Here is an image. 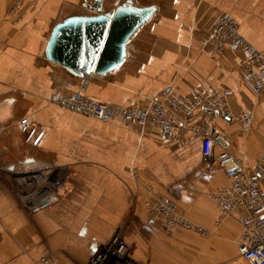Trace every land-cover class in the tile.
I'll return each instance as SVG.
<instances>
[{
    "label": "crops",
    "instance_id": "0c3cea01",
    "mask_svg": "<svg viewBox=\"0 0 264 264\" xmlns=\"http://www.w3.org/2000/svg\"><path fill=\"white\" fill-rule=\"evenodd\" d=\"M121 1L0 0V171L21 174L35 164L63 169L60 200L30 214L0 178V264H41L45 251L63 264H87L118 229L138 264H249L239 254L237 215L216 226L214 193L229 179L204 162L201 138L184 133L166 142L156 127L99 121L49 99L84 86L94 100L129 108L170 85L182 95L229 89L233 113L252 112V126L245 131L236 119H219L215 130L253 172L264 150V92L245 82L243 54L218 53L211 34L216 19L228 14L240 34L264 50V0H132L154 11L117 70L76 76L46 58L58 23L97 14L92 6L108 13ZM151 192L171 196L210 235L178 230L170 236L149 226L144 202Z\"/></svg>",
    "mask_w": 264,
    "mask_h": 264
},
{
    "label": "built area",
    "instance_id": "2783aa9c",
    "mask_svg": "<svg viewBox=\"0 0 264 264\" xmlns=\"http://www.w3.org/2000/svg\"><path fill=\"white\" fill-rule=\"evenodd\" d=\"M16 10V7L13 8ZM90 12L101 14V8L92 6ZM211 40L218 53L239 52L244 59L241 64L245 82L256 94L264 92V50L251 45L239 32L237 22L228 14L220 15L212 28ZM229 89L206 94L192 92L182 95L176 86L170 85L141 106L121 108L94 100L85 94V87L70 94L55 93L49 101L59 107L88 116L99 121H119L124 124L150 125L156 127L166 142L179 140L188 133L202 140V158L207 165L216 164L224 170L229 184L217 188L214 193L221 220L237 215L241 226L239 254L249 264H264V150L253 172L227 150L225 136L215 130L219 119H236L245 131L253 122L252 112L235 115L229 104ZM26 123V119L21 121ZM221 148L215 152V148ZM28 164L27 166H32ZM29 167V168H30ZM63 170V169H62ZM57 166L36 165L21 174L1 172L0 178L8 180L19 204L29 214L60 200ZM149 226L159 225L167 235L178 230L194 231L201 236L210 232L187 219L177 204L167 194L151 192L144 202ZM133 247L118 229L112 238L101 245L87 264H138L132 257ZM41 264H63L56 257L44 252Z\"/></svg>",
    "mask_w": 264,
    "mask_h": 264
},
{
    "label": "water",
    "instance_id": "95a60500",
    "mask_svg": "<svg viewBox=\"0 0 264 264\" xmlns=\"http://www.w3.org/2000/svg\"><path fill=\"white\" fill-rule=\"evenodd\" d=\"M153 11L123 0L108 13L66 18L53 28L46 58L76 76L108 75L123 64L130 40Z\"/></svg>",
    "mask_w": 264,
    "mask_h": 264
},
{
    "label": "rangeland",
    "instance_id": "374dc122",
    "mask_svg": "<svg viewBox=\"0 0 264 264\" xmlns=\"http://www.w3.org/2000/svg\"><path fill=\"white\" fill-rule=\"evenodd\" d=\"M62 94H70V93H62ZM53 104V103H52ZM50 166H56V165H50Z\"/></svg>",
    "mask_w": 264,
    "mask_h": 264
}]
</instances>
